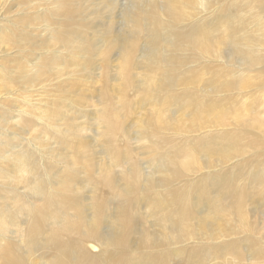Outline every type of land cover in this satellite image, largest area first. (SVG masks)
<instances>
[{"label":"bare ground","instance_id":"6f19581e","mask_svg":"<svg viewBox=\"0 0 264 264\" xmlns=\"http://www.w3.org/2000/svg\"><path fill=\"white\" fill-rule=\"evenodd\" d=\"M0 264H264V0H0Z\"/></svg>","mask_w":264,"mask_h":264},{"label":"rangeland","instance_id":"374dc122","mask_svg":"<svg viewBox=\"0 0 264 264\" xmlns=\"http://www.w3.org/2000/svg\"><path fill=\"white\" fill-rule=\"evenodd\" d=\"M3 95H4V94H3ZM3 95H2V96H3ZM4 96H5V95H4ZM38 99H39V98H38Z\"/></svg>","mask_w":264,"mask_h":264}]
</instances>
